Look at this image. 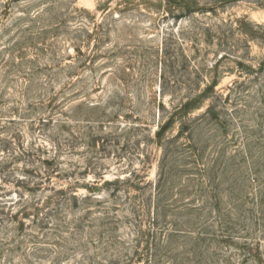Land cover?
Segmentation results:
<instances>
[{
    "label": "rangeland",
    "instance_id": "374dc122",
    "mask_svg": "<svg viewBox=\"0 0 264 264\" xmlns=\"http://www.w3.org/2000/svg\"><path fill=\"white\" fill-rule=\"evenodd\" d=\"M0 264H264V0H0Z\"/></svg>",
    "mask_w": 264,
    "mask_h": 264
}]
</instances>
